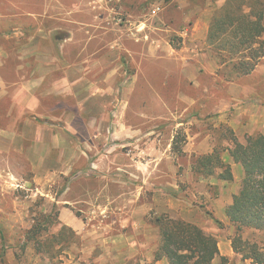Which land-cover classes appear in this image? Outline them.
<instances>
[{"label":"rangeland","instance_id":"rangeland-1","mask_svg":"<svg viewBox=\"0 0 264 264\" xmlns=\"http://www.w3.org/2000/svg\"><path fill=\"white\" fill-rule=\"evenodd\" d=\"M122 1L129 4L127 14L119 8ZM207 1L216 2V0H144L140 3V0H112L109 7L115 11L111 20L115 25L112 26L108 22L107 27H114L117 30L122 28L120 32L126 31L131 25L128 13L132 12L133 17L147 24L146 31L150 38L156 34L165 35L174 49L181 50L184 47L181 33L193 22L191 10L203 6ZM135 5H139V8H132ZM161 28L166 29L167 33L158 32ZM120 35L129 38L127 32ZM203 52L216 58L213 48ZM122 62H125L124 58ZM124 65L122 74L116 81L118 100L123 97V90L129 85L132 86L130 107L135 113L143 112L147 119L141 122L134 114L130 115L128 120L139 132L146 131L145 139L143 137L140 141L132 140L130 143L117 139L114 142L108 138V128H102L106 136L95 140L96 128L94 131L93 127L78 125L71 135L73 143L70 146V142L67 144L63 141L66 136L62 132H66V126L61 125L59 117L62 113L52 112L51 109L56 103L50 101L41 104L40 113L43 117L49 112L57 116L56 120L44 122L54 132L56 147L51 142L36 144L33 147L22 142L16 144L17 149L10 151L3 148L12 144L6 140L2 141L0 223L6 228L7 237L6 261L3 264H143L144 261L157 264L152 255L146 258L143 254L142 256L133 254L125 260L122 254L111 253L115 248L114 240H117L121 251L127 246L131 247L127 238L136 240L139 245H146L150 251L154 246H159L160 235L158 236L156 231H148L146 235L138 237L133 216H137L136 212L148 206L149 214L146 221L150 229H158L153 220L162 214L156 211V202L160 203V199L166 195L175 198L177 204L176 210L166 214L200 225L208 234L218 239L219 248H222L223 252L230 247L233 249L232 241L236 237L237 227L224 215L225 208L240 191L243 179L242 166L235 165L237 169L234 184L217 179H199L190 169L193 160L202 156L197 154L203 153L205 149L212 153L215 147L228 145L232 136L223 131L221 126L230 127V121L234 122L236 131L233 130L242 142L246 136L264 133V60L260 65L262 75H254L242 81L248 88L247 92L243 93L239 100L230 103L226 116L221 118L220 114L214 111V106L220 99L226 97L225 90L234 79L230 68H224L216 81L210 77L204 78L203 86L207 88V93L203 87L190 88L189 83L180 78L178 66L172 61L157 65L155 61H148L143 70L145 81L132 78L137 68L136 63ZM252 84L254 89H251ZM180 91L197 98L198 103L203 106L202 114L195 112L196 107H191L194 118H191L190 114L188 116L184 113L179 114L184 112L186 106L177 96ZM126 97L127 95H124L128 101ZM0 105V113L5 115L4 118H0V123L5 126L3 129L19 131V134H22L24 126L21 122L23 116L27 115L24 114L25 111L13 107L16 116L12 120L15 122L13 124L6 118L7 112L12 110V103L7 100ZM196 118L202 120L201 125L193 123ZM178 122H184V125L181 127L173 125ZM198 133H202L207 139L204 137L202 140L196 139L191 142L190 137ZM68 140L71 141L70 137ZM175 142L177 147L174 148ZM57 143L60 147H57ZM188 143H191L194 152L197 151L192 159L183 153ZM108 151L115 153L111 164L109 161H99V174H92L90 168L98 161L97 154ZM62 152L65 154L70 152L72 155L78 153L83 156L73 160L77 163L74 167L76 169L72 168L69 174L68 162L71 161L63 159ZM162 153H167L177 167L176 170L172 167L176 173L175 182L178 186L176 190L162 192L163 184L171 180L165 174L168 166L167 159ZM42 157L54 158V163L42 165ZM226 159L231 163L229 156H226ZM109 195L113 198L112 201L109 200ZM128 199H131L133 204L128 205ZM127 205L129 207H125ZM53 207L55 213L59 215V224L51 229L46 236L47 239L53 238L63 227H67L72 229L73 233L67 230L65 234L72 241L57 246L53 257L38 254L34 243H30L28 248L24 249L26 231L33 227L34 218L40 216V212L51 213ZM64 209L69 210L73 217L84 221L86 232L90 234L82 236L72 226H67L66 222L60 220V212ZM219 221L222 225L218 223ZM122 235L125 236L123 240L119 239ZM241 236L244 241L257 245L264 252V232L246 228L243 229ZM45 238L42 242L46 240ZM107 253L113 257H109ZM215 264L256 263L253 260H244L242 255L236 254L227 261L221 258Z\"/></svg>","mask_w":264,"mask_h":264},{"label":"crops","instance_id":"crops-1","mask_svg":"<svg viewBox=\"0 0 264 264\" xmlns=\"http://www.w3.org/2000/svg\"><path fill=\"white\" fill-rule=\"evenodd\" d=\"M110 1L112 0H0V104L7 100L12 103V110L6 114V118L11 122L16 118L13 113L15 106L28 115H24L21 122L24 126L22 134H19V131L5 130L3 129L5 126L0 123V149H2V141L5 140L12 145L3 149L10 151L17 149L16 144L22 142L32 147L36 144L51 142L56 147L54 132L44 122L50 119L56 120L57 116L49 112L43 117L40 113L41 104L50 101L56 103L51 111L62 113L59 117L61 125L66 126V132H62L66 136L63 141L67 144L70 142V146L73 143L71 135L78 125L93 127L94 131L96 128L95 140L106 136L102 128H108V138L114 142L117 139H122L124 143H130L132 140L140 141L143 137L145 139L146 131L139 132L128 120L130 115L134 114L141 122L147 119L143 112L135 113L130 107L132 86L129 85L124 89L123 97L118 100L116 81L122 74L124 63L128 66L130 63H136L138 69L136 68L132 78L142 81L145 79L143 70L148 61H155L156 65L172 61L178 66L180 78L187 81L190 88L202 89L203 87L205 92L207 88L203 86L204 78L210 77L216 81L219 74L223 73L224 67L220 66L218 59L207 56L203 51L212 48L208 41L212 17L217 9L223 7L225 0H218L215 3L207 1L203 6L191 10L193 22L188 24L186 32L181 33V37L184 38V47L181 50L174 49L165 35L156 34L150 38L146 31L147 24L133 17L132 12L128 13L131 25L126 31L120 32L122 28L117 30L114 27H107L108 22L112 26L115 25L111 21L115 11L109 7ZM143 1L140 0V3ZM139 5L132 8L138 9ZM119 8L127 14L129 4L122 1ZM125 32L128 33L129 38L121 37L120 33L124 35ZM158 32L167 33V30L161 28ZM261 63L254 73L247 77L233 76L234 79L225 90L226 97L220 99L214 106V111L220 114V118L226 116L230 103L239 100V97L247 92L248 88L242 84V81L254 75H262ZM251 89H254L253 84ZM177 94L179 100L186 105L184 112L179 114L184 113L187 116L190 114L189 116L194 118L191 107H196L195 112L202 114L203 106L198 103L197 98L188 96L182 91ZM237 94L240 95L237 96ZM124 95H127L128 101ZM195 115L198 114L195 113ZM4 117L5 115L0 113V118ZM201 121L196 118L193 123L201 125ZM184 122L173 123V125L181 127ZM233 123L230 121L229 126L236 131ZM69 137L71 141L68 140ZM204 137L202 133H198L194 137L191 136L190 140L193 142L196 139L202 140ZM57 147H60L58 143ZM209 152H211L209 149H205L197 156L210 154ZM183 153L192 159L197 151L194 152L191 149V143H188ZM163 155L167 159L168 166L165 174L171 180L163 184L162 192L173 191L178 189L174 171L177 167L167 153ZM78 156L83 157L78 153L74 155L70 152L61 153L63 159L72 162V164L68 162V174L76 166L77 163L73 160ZM97 158L98 161L90 168L94 175L99 174V161H109L111 164L115 153L100 152ZM44 163H54V158L42 157V165ZM231 165L236 164L231 161ZM236 167L233 168L234 175ZM190 170L193 171L192 167ZM111 199L113 198L109 195V200ZM160 200V203L156 202L158 213H171L177 209L175 198L166 195ZM63 203L67 204V202ZM131 203L133 204V201L128 199V205ZM128 205L125 207H129ZM148 211L149 207L145 206L136 212L137 216H133L138 237L146 235L148 231H156V234L160 235L158 229H150L146 221ZM71 214L69 210L64 209L60 212V220L76 229L78 234L89 235L84 221ZM119 239L123 240L125 236L122 235ZM127 240L132 249L127 246L121 251L117 240H114L115 248L111 254H122L125 260L133 254L137 256L143 254L146 258L152 255L153 260L155 259L158 245L150 251L149 247L139 245L136 240L128 238ZM220 253L222 255L213 264L223 257L228 259L236 256L231 247L226 252L220 248ZM111 254L106 255L113 257ZM156 262L170 264L167 259ZM143 264H149V262L144 261Z\"/></svg>","mask_w":264,"mask_h":264},{"label":"trees","instance_id":"trees-1","mask_svg":"<svg viewBox=\"0 0 264 264\" xmlns=\"http://www.w3.org/2000/svg\"><path fill=\"white\" fill-rule=\"evenodd\" d=\"M208 41L220 66L230 68L233 76L247 77L254 73L264 60V0H226V4L213 14ZM221 129L232 136L228 145L215 147L212 153L195 158L192 170L199 179L234 184V171L226 156L242 166L240 191L226 209L227 218L237 227L232 245L235 253L242 255L244 260L264 264L262 249L244 241L241 236L246 228L264 232V133L246 136L242 142L233 128L223 125ZM54 208L51 213L40 212V216L34 218L33 227L26 231L24 249L34 243L38 254L53 257L57 246L72 241L65 234L67 230L72 232L67 227L47 239L51 229L59 224V215ZM153 223L160 233L156 261L213 264L221 255L218 239L196 223L169 214L157 215ZM218 223L222 225L220 221ZM6 238V228L0 223V264L6 261ZM43 238L46 239L44 242ZM222 260L227 261L224 257Z\"/></svg>","mask_w":264,"mask_h":264}]
</instances>
